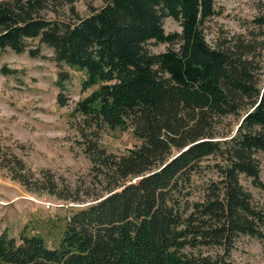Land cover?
Segmentation results:
<instances>
[{
    "label": "trees",
    "instance_id": "obj_1",
    "mask_svg": "<svg viewBox=\"0 0 264 264\" xmlns=\"http://www.w3.org/2000/svg\"><path fill=\"white\" fill-rule=\"evenodd\" d=\"M57 1L0 0V51L41 58L44 46L51 49L69 70L58 72L61 107L66 83L79 76L86 96L72 116L91 173L108 192L68 217L58 247L3 231L0 264H234L241 236L264 246V209L242 183L264 189V85L242 57L205 38L217 0H106L75 22L47 17ZM167 19L181 31L167 33ZM151 44L167 49L154 53ZM231 116L241 117L237 129L221 135ZM106 128L130 130L136 144L109 152ZM205 169L217 176L194 199L193 179ZM0 170L27 192L61 196L53 183L39 188L27 164L1 145ZM214 248L223 254L206 253Z\"/></svg>",
    "mask_w": 264,
    "mask_h": 264
},
{
    "label": "rangeland",
    "instance_id": "obj_2",
    "mask_svg": "<svg viewBox=\"0 0 264 264\" xmlns=\"http://www.w3.org/2000/svg\"><path fill=\"white\" fill-rule=\"evenodd\" d=\"M105 3L106 0H60L49 9L47 17L75 22ZM216 9L218 14L205 23L209 45L242 57L263 86L264 24L258 19L264 17V0H217ZM164 26L167 33L181 31L180 25L171 19ZM150 49L160 53L167 47L151 44ZM53 57V51L45 46L41 58H31L28 53L18 55L12 50L0 51V145L8 153L15 152L27 164L39 188L45 189L50 182L61 195L55 197L42 189L27 192L6 170H0V234L8 231L15 238L23 232L39 235L48 246L58 247L68 217L105 196L108 185L106 180L91 173L92 162L86 157L80 143L82 136L75 128L79 118L72 116L73 111L86 96L82 94L81 80L73 74L64 92L68 105L57 104L61 91L56 87L58 72L68 69L58 67ZM3 68H6L4 73ZM240 118H224L218 133L236 130ZM101 143L109 152L119 155L133 148L136 140L130 130L106 128ZM209 164H214V160L205 162L204 167ZM216 176L212 170L205 169L194 177V199L200 197V187ZM260 181L264 185V159ZM242 183L252 193L254 202L264 209V189L255 187L251 179L243 178ZM234 247L230 262L264 264V246L259 240L241 236ZM206 253L216 255L223 251L214 248Z\"/></svg>",
    "mask_w": 264,
    "mask_h": 264
}]
</instances>
